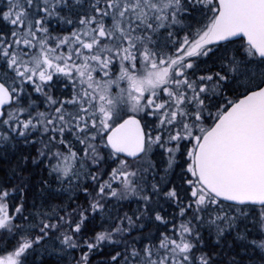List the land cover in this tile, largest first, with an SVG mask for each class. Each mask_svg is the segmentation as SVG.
<instances>
[{
  "label": "snow or ice",
  "instance_id": "obj_1",
  "mask_svg": "<svg viewBox=\"0 0 264 264\" xmlns=\"http://www.w3.org/2000/svg\"><path fill=\"white\" fill-rule=\"evenodd\" d=\"M0 264H264V0H0Z\"/></svg>",
  "mask_w": 264,
  "mask_h": 264
}]
</instances>
